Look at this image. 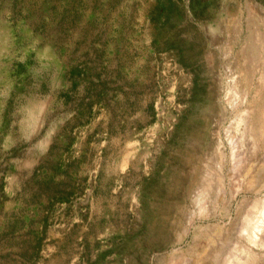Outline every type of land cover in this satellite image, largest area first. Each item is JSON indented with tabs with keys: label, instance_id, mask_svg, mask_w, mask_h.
<instances>
[{
	"label": "rangeland",
	"instance_id": "374dc122",
	"mask_svg": "<svg viewBox=\"0 0 264 264\" xmlns=\"http://www.w3.org/2000/svg\"><path fill=\"white\" fill-rule=\"evenodd\" d=\"M264 0H0V264H264Z\"/></svg>",
	"mask_w": 264,
	"mask_h": 264
},
{
	"label": "bare ground",
	"instance_id": "6f19581e",
	"mask_svg": "<svg viewBox=\"0 0 264 264\" xmlns=\"http://www.w3.org/2000/svg\"><path fill=\"white\" fill-rule=\"evenodd\" d=\"M262 213H263V216H264V208H262Z\"/></svg>",
	"mask_w": 264,
	"mask_h": 264
}]
</instances>
